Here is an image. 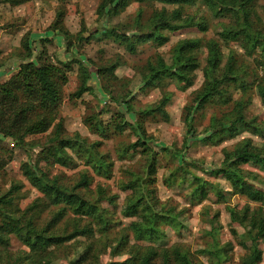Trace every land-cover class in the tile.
<instances>
[{
    "label": "rangeland",
    "instance_id": "rangeland-1",
    "mask_svg": "<svg viewBox=\"0 0 264 264\" xmlns=\"http://www.w3.org/2000/svg\"><path fill=\"white\" fill-rule=\"evenodd\" d=\"M101 0H0V83L9 80L18 70L20 60L32 59L36 63L51 61L63 68L65 79L61 84V99L53 109L56 118L45 130L28 133L24 140L15 143L9 135L0 131V194L13 182H19L20 197L18 203L21 207L28 204L34 197L42 196L22 172L21 164L26 160L35 161L40 157L42 145L51 135L53 124L61 118L63 134L66 136L78 132L88 140H100L99 148L113 161L112 174L109 177L95 175L87 185L78 191L86 194L90 200L98 197L99 187L105 188L100 204L112 214V223L105 231L96 230L90 235H79L57 246H51V257L54 264H107L110 261H119L135 254H140L143 247L154 246L159 253L151 259L152 264H179L175 257L169 255L163 258L161 248L180 244L188 248L192 258L203 264H239L245 252L242 246L244 226L233 221L227 210V205L241 208L248 203L250 208L257 209L259 202L249 200L239 193L225 194L223 200L210 191L205 199L198 201L190 196L192 188L191 177L180 167L182 154L189 160L188 168L201 174L213 182H220L221 186L231 190L230 184L221 176L212 175L210 166L217 165L223 159L224 150H231L234 144L243 137H250L259 145L264 142V130L257 133L241 128L235 136L225 138L220 143L209 144L193 140L182 152L173 153V145L182 146L186 133L185 121L189 107L193 104L196 90L203 81V66L206 65L207 50L203 43L209 38L219 41L223 51L222 64L227 58L229 50H235L245 60L248 70H255L257 61L262 58L261 50H255L247 55L241 45V40L226 39L218 32L224 25L235 22L232 13L220 11L213 13L202 0H195L192 4H170L157 1L130 0L128 5L119 12L111 15L100 14L98 5ZM248 8L253 28L264 34V0H249ZM164 7L167 18L175 7L181 9L183 18L186 15L206 16L208 27L199 30L196 26H187L174 31L164 30L168 40L163 44H156L151 40L134 41L131 32L142 31L148 28L147 22L154 11ZM63 10L61 21H56L58 9ZM139 11V14H138ZM173 20V18H172ZM177 20V19H174ZM104 26H115L125 32L126 37L116 39L108 34ZM66 31L63 34L62 31ZM82 35V37L80 36ZM242 36V35H240ZM186 37H199L203 43L196 51L199 60L194 70L193 82L186 86L184 82L174 78L165 77L157 85L141 87L145 73L148 72V61H155L156 55L163 56L170 62L173 56L174 44ZM83 66L92 72L88 80L89 89L75 96L72 92L82 81L80 60ZM81 60V61H82ZM156 62V61H155ZM258 67L260 77L264 75V65ZM244 76L249 80L246 96L250 97L246 108V115L253 116L264 129V105L259 97L255 77L251 73ZM231 99L242 95L241 88L234 84L228 88ZM169 94V100L163 105V111H155L150 115L139 117L138 111L147 106H153L159 99ZM126 98L132 105V110L126 112V106L118 99ZM230 99V100H231ZM222 102L221 97H213L204 107L192 110L191 125L195 132L202 134L204 128L214 116L223 118L230 110L232 101ZM12 104V103H11ZM9 102L0 103L7 115L11 114ZM121 112L130 120L140 118L148 134L153 138L150 143L157 151L154 194L157 205H172L180 211L175 226L162 224L164 235L153 239H137L133 237L131 222L140 220L137 215H125L124 199L129 193L125 185L132 169L136 174L144 175L148 154L138 149L124 151L128 143L135 140L134 130L125 125L122 129L113 127L112 118ZM27 113L24 117L33 116ZM92 116L107 125L103 133L96 132L88 127L84 118ZM192 140V139H191ZM167 146L168 149H162ZM69 165H62L48 161L40 162L41 167L50 177L56 176L58 181L71 186L78 177L79 171L85 167L82 160L72 153ZM191 160L199 164L208 165L205 171L193 166ZM243 167L256 172L259 177L248 179L261 191H264V171L255 165L244 164ZM171 171L172 183L165 184L164 176ZM99 186V187H98ZM59 205L45 203L40 205V224H50L51 230L63 232L72 226L74 216L66 210L63 217L54 224L49 222L52 213ZM157 206V207H158ZM264 210V206H261ZM217 211L215 221L216 240H213L208 231L211 228V219ZM84 222L86 217H80ZM96 228L97 225H96ZM127 234V240L121 241L120 236ZM230 241L229 249L221 247L220 258L200 251L203 248L223 245ZM262 259L258 264H264V239L260 242ZM26 248L20 240L11 235L8 251L0 252V264H7L13 260L22 249Z\"/></svg>",
    "mask_w": 264,
    "mask_h": 264
},
{
    "label": "trees",
    "instance_id": "trees-1",
    "mask_svg": "<svg viewBox=\"0 0 264 264\" xmlns=\"http://www.w3.org/2000/svg\"><path fill=\"white\" fill-rule=\"evenodd\" d=\"M157 1L170 4H192L195 0H136ZM249 0H202L213 13L227 11L232 13L235 22L231 25H224L218 32L219 36L226 39L238 40L247 55L252 54L256 49L261 50L264 55V34L257 31L252 26L250 12L248 8ZM130 0H101L98 5L100 14H115L125 8ZM166 9L161 7L154 11L148 20V28L142 31L131 32L130 36L134 41L151 40L156 44H163L168 40V34L164 30L174 31L187 26H196L199 30H205L208 27L206 16L181 15V9L175 7L171 10L169 16L165 17ZM139 14V11H138ZM63 10L58 9L56 21L60 22ZM173 18V20H172ZM177 19V20H174ZM108 34L116 39L126 37L125 32L120 31L115 26H104ZM63 34L66 31L61 30ZM242 35V36H240ZM82 37V35H80ZM199 37H186L178 40L172 49L173 56L170 62H166L162 55L157 54L155 61L149 60L148 72L145 73L141 87L154 86L163 78L170 77L177 81L184 82L189 86L193 82L194 70L199 65L196 57V51L204 43L206 54V65L203 66V81L196 90L193 97V104L189 107L185 121L187 124L186 133L182 140V146L173 145V153L182 152L185 147L191 144V141H201L209 144H217L228 137L235 136L241 128L249 129L260 133L264 130L253 116L246 115V108L249 98L246 96V88L249 80L244 74H253L255 77V86L259 97L264 105V75L258 74V67H263L264 56L255 58L256 68L248 70V65L238 52L229 50L225 62L222 64L223 51L219 41L215 38H209L201 42ZM82 60V59H81ZM80 62L83 73L82 81L72 92L78 96L89 89L88 80L92 72L83 66L84 60ZM65 79L63 68L51 61H42L36 63L32 59L20 60L17 72L6 82L0 83V103L9 102L11 114L7 115L0 107V131L5 135L11 136L15 143L22 142L24 136L28 133L45 131L54 121L56 116L53 109L58 105L61 99V84ZM234 84L241 88L242 95L231 99L230 85ZM213 97H221L223 103L232 101L229 111L223 118L212 117L209 124L204 128L202 134L195 132L191 125L190 115L192 110L202 108ZM126 106V112L132 110L130 101L126 98L118 99ZM169 100V94L163 95L157 104L147 106L138 111L139 117L150 115L155 111H163V105ZM12 103V104H11ZM34 113L33 116L24 117L27 113ZM84 121L89 128L96 132L103 133L107 125L101 120L87 116ZM113 127L122 129L129 125L135 133V140L122 147L121 153L129 149H138L140 152L147 153L144 175L136 174L130 170V177L126 182L129 193L124 199L123 213L125 215H137L140 220L131 222L133 237L137 239H153L164 235L162 224L175 226L178 221L180 211H176L172 205H157V198L154 194L155 173L157 170L156 153L150 141L153 138L148 134L140 118L130 120L121 112L119 116L112 118ZM192 139V140H191ZM100 140H88L87 137L74 132L70 136L63 134V124L61 118L53 124L51 135L47 142L42 145L40 157L35 160H26L22 162L21 169L28 181L37 188L42 196L34 197L28 204L21 207L18 203L20 197L19 182H13L4 192L0 194V252L8 251L11 235L16 236L26 247L17 255L13 256L11 262L7 264H54L51 257V246H57L79 235H90L96 230L105 231L112 223V214L106 210L100 200L105 193V188L99 187L96 199L90 200L86 194L80 193L78 189L87 186L95 175L109 177L112 174L113 161L99 148ZM162 149H168L162 146ZM72 153L77 155L85 165L71 186L60 183L56 176L50 177L41 167L40 162L48 161L69 165L72 159ZM183 170L191 177L192 188L190 196L202 201L210 191L217 195V199L223 200L225 194L239 193L245 195L249 200L259 202L257 209L250 208L245 203L241 208L234 205H227L230 218L244 226L242 246L245 252L241 256L239 264H258L262 259V248L260 242L264 239V191L256 188L248 179H256L259 175L249 168L243 167L244 164L257 166L264 171V142L257 145L250 137L239 139L231 150H224L223 159L217 165H212L209 171L212 175L223 177L231 186V190L225 189L220 182H213L201 174H197L188 168L190 159L182 154L181 156ZM193 166L205 171L208 165L197 164L196 160H191ZM171 171L164 176L165 184L172 183ZM45 203L59 205L57 210L52 213L49 222L56 223L63 217L66 210H69L74 216L72 226L63 232L51 230L48 223L40 224V205ZM158 206V207H157ZM85 216L84 222L80 217ZM217 211L214 212L211 219V228L208 233L213 240H216L215 221ZM96 225L98 228H96ZM127 234L120 236L121 241L127 240ZM230 241L223 245H217L201 249L220 258L221 247L229 249ZM163 258L172 255L179 264H203L196 262L188 248L175 244L170 247L161 248ZM159 251L154 246L143 247L140 254L129 256L123 260L110 261L107 264H152V257Z\"/></svg>",
    "mask_w": 264,
    "mask_h": 264
}]
</instances>
